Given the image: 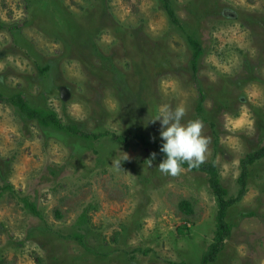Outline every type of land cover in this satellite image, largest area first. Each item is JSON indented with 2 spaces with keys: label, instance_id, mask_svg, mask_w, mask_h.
Returning <instances> with one entry per match:
<instances>
[{
  "label": "rangeland",
  "instance_id": "rangeland-1",
  "mask_svg": "<svg viewBox=\"0 0 264 264\" xmlns=\"http://www.w3.org/2000/svg\"><path fill=\"white\" fill-rule=\"evenodd\" d=\"M170 3L176 21L163 0H0V94L111 135L75 137L0 101V264L200 262L217 211L207 175L162 173L131 135L162 143L150 119L185 107L236 197L240 160L264 143V0ZM226 220L212 264H264V159Z\"/></svg>",
  "mask_w": 264,
  "mask_h": 264
},
{
  "label": "trees",
  "instance_id": "trees-1",
  "mask_svg": "<svg viewBox=\"0 0 264 264\" xmlns=\"http://www.w3.org/2000/svg\"><path fill=\"white\" fill-rule=\"evenodd\" d=\"M164 8L166 12L169 14L173 21H176V17L174 11L172 10L170 0H163ZM191 45L196 48V51L192 58V69L196 71V64L195 60L202 53V50L198 47V42L193 39L189 38ZM199 93V102H198V113L202 116V105L204 100V95L198 89ZM0 101H5L14 107H17L18 110L22 115L27 117L29 120H36L39 123L45 126H52L53 128L67 132L70 135L75 137L83 138V139H93L97 140L103 137L111 136L110 133H93L81 130L79 126L73 123H62V121L58 118L56 113L49 112L43 109H34L31 108L24 96L22 94H14L11 97L7 98L0 94ZM116 141L124 142L126 137L123 136H116L112 135ZM133 138H137L140 140L145 147H153L159 150L161 156L165 159V154L160 151L162 143L156 141H147L142 135H131ZM264 159V143L263 145L253 151L247 153L241 160H240V174L237 180L239 185V192L237 193L236 197L230 198L227 197V190L221 185L219 173L217 170V165L215 161L206 162L204 161L199 167H192L188 163H184L182 168H185L191 172H204L208 177L209 188L212 191V195L215 199L216 203V217H215V230L213 232V237L211 243L208 245L206 250L202 253L200 262L198 264H212L217 260L218 255L223 250L225 246V241L231 236L232 226L227 222V211L230 207L234 206L237 202L240 201L241 197L245 194L247 189V177H248V170L249 168L255 164L256 162ZM188 202H181L179 207L185 206L188 209V213H191V210L188 207ZM30 209L35 215H39V212L36 211L33 205H30ZM67 238H71L76 240L81 246H84L82 236H63ZM178 264H186L185 262H180Z\"/></svg>",
  "mask_w": 264,
  "mask_h": 264
},
{
  "label": "clouds",
  "instance_id": "clouds-1",
  "mask_svg": "<svg viewBox=\"0 0 264 264\" xmlns=\"http://www.w3.org/2000/svg\"><path fill=\"white\" fill-rule=\"evenodd\" d=\"M185 112L183 106H177L174 110L165 106L158 117L150 119L152 123L156 120L161 122L160 137L163 142L160 151L165 154V159L158 168L162 173L177 175L184 163L199 167L206 159L209 138L203 134L204 123L200 119L181 123ZM152 155L155 158V153ZM113 163L121 169V162Z\"/></svg>",
  "mask_w": 264,
  "mask_h": 264
}]
</instances>
